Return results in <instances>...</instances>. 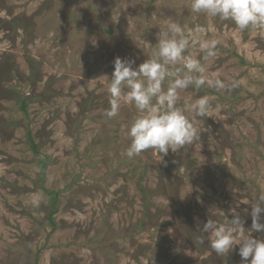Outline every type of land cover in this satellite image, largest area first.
<instances>
[{
	"label": "rangeland",
	"instance_id": "374dc122",
	"mask_svg": "<svg viewBox=\"0 0 264 264\" xmlns=\"http://www.w3.org/2000/svg\"><path fill=\"white\" fill-rule=\"evenodd\" d=\"M170 20L219 40L215 57L199 45L185 55L237 86L178 90L200 135L162 159L128 157L136 109L122 100L105 116V76L117 56L134 68L149 58ZM202 96L208 116L196 117L187 109ZM261 192L264 30L194 13L190 0H0V264H241L239 245L218 256L196 237L231 208L246 233Z\"/></svg>",
	"mask_w": 264,
	"mask_h": 264
},
{
	"label": "clouds",
	"instance_id": "9594fccd",
	"mask_svg": "<svg viewBox=\"0 0 264 264\" xmlns=\"http://www.w3.org/2000/svg\"><path fill=\"white\" fill-rule=\"evenodd\" d=\"M190 9L194 13H203L209 17L232 21L238 30L252 27L264 30V0H190ZM203 33V28H198ZM219 40H201L193 33L186 34L184 28L170 20L166 31L158 40L157 47L150 57L138 67L132 62L114 58L111 78L107 76L110 108L104 113L113 118L119 113L121 101L134 106L136 115L130 122L129 146L126 155L133 157L146 150H153L158 156L167 155L191 144L200 131L194 127L185 110L178 107L179 91L189 88L201 89L206 84L217 90H231V85L220 79H208L203 73L205 67L192 55H185L190 47L199 45L204 58L217 55ZM168 81L167 88L164 82ZM210 102L207 96L198 98L187 111L196 117H207ZM251 204V229L245 233L242 220L235 208L229 209L231 219L220 223L207 219L196 237V242L204 244L205 238L210 248L218 255L225 256L239 245L241 264H264V240L254 238L251 231L264 232L261 222L264 213V192L258 193ZM206 234V235H204Z\"/></svg>",
	"mask_w": 264,
	"mask_h": 264
},
{
	"label": "trees",
	"instance_id": "16d2710c",
	"mask_svg": "<svg viewBox=\"0 0 264 264\" xmlns=\"http://www.w3.org/2000/svg\"><path fill=\"white\" fill-rule=\"evenodd\" d=\"M22 106H25V102H24V101H22ZM28 137L30 138V141H31L32 146H34V144H33V140L31 139V136H30L29 133H28ZM43 167H44V165H43ZM54 208H55V207H54Z\"/></svg>",
	"mask_w": 264,
	"mask_h": 264
}]
</instances>
